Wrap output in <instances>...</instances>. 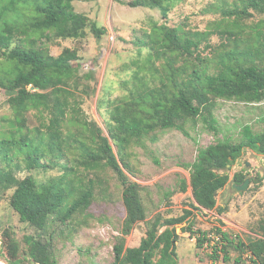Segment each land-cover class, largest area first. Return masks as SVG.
Wrapping results in <instances>:
<instances>
[{
	"label": "trees",
	"instance_id": "1",
	"mask_svg": "<svg viewBox=\"0 0 264 264\" xmlns=\"http://www.w3.org/2000/svg\"><path fill=\"white\" fill-rule=\"evenodd\" d=\"M77 1L0 0V58L10 66L0 67V88L15 117L9 135L0 136V195L11 193L9 203L21 222L42 232L25 238L29 258L34 264H58L53 240L43 233L51 225L62 232L94 218L98 199L109 198L105 185L112 174L123 189L126 209L113 264H180L181 233L195 238L199 250L208 244L213 264H249L246 255L251 264H264V223L261 237L246 244L237 243L221 226L211 232L195 230L193 218L194 211L223 215L226 210L218 207L217 196L229 184V172L248 150L264 155V131L255 133L246 126L240 140L221 139L215 116L219 100L264 102V0L235 1L232 8L223 9L221 24L208 33L155 26L148 39L139 42L150 52L145 60L133 62L136 69L131 84L125 83L127 95L100 102L107 105L108 136L82 112L84 99L77 94L83 82L78 76L79 51L66 48L55 57L47 47L52 35L82 40L89 28L99 40L107 35V28L76 12ZM183 1L134 0L124 5L159 9L167 18ZM256 14L262 18L248 23ZM214 32L223 42L208 61L199 50ZM32 111H50L52 117L48 124L30 128ZM200 123L217 142L200 149L194 163L182 164L190 171L192 210L176 218L157 216L148 223L139 246L127 247V237L147 220L145 188L130 179L135 172L128 150L149 137L157 140L159 132L177 130L189 136L188 127ZM24 172L30 174L21 178ZM35 172L47 178L42 181ZM245 180L238 172L233 183L242 185ZM188 188L184 182L182 192ZM4 245L11 263L22 264L16 239L7 235ZM232 251L238 252L236 258Z\"/></svg>",
	"mask_w": 264,
	"mask_h": 264
},
{
	"label": "rangeland",
	"instance_id": "2",
	"mask_svg": "<svg viewBox=\"0 0 264 264\" xmlns=\"http://www.w3.org/2000/svg\"><path fill=\"white\" fill-rule=\"evenodd\" d=\"M131 1L134 0H78L74 3L76 12L87 15L92 22L107 28V35L99 40L89 28L85 39L61 40L52 35L51 41L47 43L55 57L66 48L79 51L81 66L78 76L82 77L83 82L78 81L80 85L77 94L84 99L82 112L88 121L97 123L106 136L107 105L101 106L100 102L114 101L127 95L125 83L131 84L136 69L133 62L145 60L150 52L147 48L141 49L139 42L147 40L155 26L166 25L194 34L214 31L224 19L223 9L232 8V3L240 0H184L170 9L167 18L163 17L159 9L124 5ZM260 18L262 17L256 14L248 23ZM222 42L221 36L215 32L208 40L202 41L199 50L201 58L210 61L213 54L220 51ZM0 67L6 69L10 66L0 58ZM215 116L222 130L221 139L231 137L240 140L246 126H251L255 133L264 131V102L219 100ZM51 117L50 111H32L28 114V126L34 128L48 124ZM14 120L6 91L0 88V136L9 135ZM187 130L189 136L177 130L159 132L156 134L157 140L152 141L149 137L128 150L135 172V176H130V179L145 188L142 198L147 210V220L138 224L127 237V247L139 246L149 229L148 223L157 216L176 218L181 217L185 210H192L195 203L190 187V171L182 168V164L194 163L200 149L215 144L217 140L205 130L202 123L198 126L190 125ZM238 172H243L246 180L251 179L250 186L245 191H238L234 187L233 178ZM28 174L30 173L24 172L20 177ZM229 174V184L217 196L218 207L226 212L218 215L216 212L202 214L194 211L195 230L211 232L221 226L237 243L242 241L247 244L261 237L260 223H264V155L246 151ZM33 175L42 181L47 178L42 172H35ZM111 177L112 174L109 184L105 185L108 187L109 198L106 202L98 199L93 209L94 218L84 223L78 221L74 224V229L65 227L62 232L57 231L59 227L51 225L43 233L53 240L58 264H113L114 247L117 237L122 234L126 209L123 189ZM184 182L189 187L185 193L182 192ZM10 196L11 193L0 195V264H12L4 245L7 235L19 243L18 259L22 264H34L27 254L25 238L42 232L21 222L18 213L9 203ZM177 252L180 264H213L210 258L211 247L207 244L204 249L199 250L196 239H192L188 233H181ZM231 255L236 258L238 252L232 251ZM245 258L251 264L247 255ZM219 264H223L222 261Z\"/></svg>",
	"mask_w": 264,
	"mask_h": 264
},
{
	"label": "water",
	"instance_id": "3",
	"mask_svg": "<svg viewBox=\"0 0 264 264\" xmlns=\"http://www.w3.org/2000/svg\"><path fill=\"white\" fill-rule=\"evenodd\" d=\"M230 167V166H229ZM258 181V180H257ZM250 183H251V179H247L245 180L244 184L242 185H234V187L238 190V191H245L249 186H250Z\"/></svg>",
	"mask_w": 264,
	"mask_h": 264
}]
</instances>
